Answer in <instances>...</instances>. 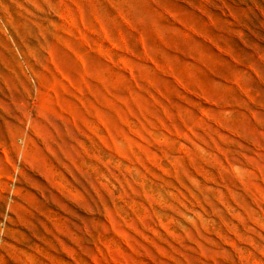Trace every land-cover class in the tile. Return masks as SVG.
Wrapping results in <instances>:
<instances>
[{
    "label": "rangeland",
    "instance_id": "374dc122",
    "mask_svg": "<svg viewBox=\"0 0 264 264\" xmlns=\"http://www.w3.org/2000/svg\"><path fill=\"white\" fill-rule=\"evenodd\" d=\"M0 264H264V0H0Z\"/></svg>",
    "mask_w": 264,
    "mask_h": 264
}]
</instances>
